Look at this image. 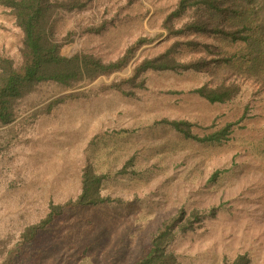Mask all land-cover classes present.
<instances>
[{"label":"rangeland","instance_id":"obj_1","mask_svg":"<svg viewBox=\"0 0 264 264\" xmlns=\"http://www.w3.org/2000/svg\"><path fill=\"white\" fill-rule=\"evenodd\" d=\"M176 1L90 0V9L59 21L60 34L76 33L63 47L66 55L84 51L114 61L138 37L152 41L118 70L86 84L89 95L68 99L22 128L0 127V264L14 247L9 264H132L165 219L193 208L205 215L171 245L181 264H222L237 254L264 264V0H219L221 15L208 16L213 25L253 28L248 42L208 31L170 33L163 19ZM5 9L0 4V52L16 58L22 33ZM194 12L186 10L174 28L200 16ZM95 23L105 24L85 31ZM176 45L178 62L203 66L147 70L134 85L105 89L129 78L140 59ZM230 74L240 86L230 101L211 103L193 91L233 80ZM165 118L192 123L200 136L231 126L227 138L200 142L156 123ZM130 158L128 171L117 173ZM87 163L111 174L101 195L121 202L65 207L17 245L51 203L76 198Z\"/></svg>","mask_w":264,"mask_h":264},{"label":"trees","instance_id":"obj_2","mask_svg":"<svg viewBox=\"0 0 264 264\" xmlns=\"http://www.w3.org/2000/svg\"><path fill=\"white\" fill-rule=\"evenodd\" d=\"M0 4L6 8V13L14 17V22L22 33L16 58L0 52V127L13 124L22 128L27 123H35L40 116L50 113L68 99L89 95L87 90L91 88H86V84L100 75L118 70L138 47L152 41L146 36L138 37L126 48L123 56L114 61H103L84 51H74L66 55L63 53V47L73 43L76 33L73 29H68L65 34H60L58 23L65 14L77 16L90 9V0H0ZM220 5L219 0H177L175 7L163 19V27L173 34H184L190 30L208 31L231 39L252 41L250 32H253V28L249 26L229 28L218 23V20L215 25L211 19L208 20L210 15H221ZM192 8L197 11L194 13L200 12V16L179 28H174L173 21ZM104 24L89 25L85 31H101ZM177 47L178 45L155 57L140 59L135 63L133 74L129 78L105 84V89H120L124 83L134 85L137 78L147 70H198L203 66L201 62H178L173 56ZM258 59L256 58L255 62ZM230 76L233 80H230V77L227 81L221 78L218 82L209 86L204 84L193 91L211 103L230 101L238 95L240 89L232 74ZM126 93L131 92L128 90ZM245 115L246 113L241 118ZM156 123L170 125L183 135L200 142L221 141L227 138L231 126L227 124L218 131L200 136L192 131L193 124L187 121L165 118L157 120ZM15 137L13 135V138ZM131 162L132 158L117 173L128 171ZM110 176V173L95 172L92 165L87 163L82 170L81 190L76 198L61 204L51 203L43 219L24 228L17 245L33 239L54 215L61 213L65 207L97 205L113 200L121 202L119 198L101 195V184ZM202 211L193 208L186 213L185 210L179 209L165 219L151 233L144 253L132 264H181L171 245L180 234L192 229L194 224L201 220L205 215ZM16 250L17 247L8 250L4 264L11 262ZM222 264H249V259L246 254H237L231 260L224 259Z\"/></svg>","mask_w":264,"mask_h":264}]
</instances>
